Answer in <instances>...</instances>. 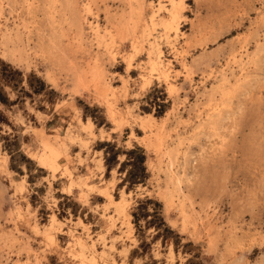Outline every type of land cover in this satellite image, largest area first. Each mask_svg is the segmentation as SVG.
I'll return each mask as SVG.
<instances>
[{"label": "rangeland", "instance_id": "obj_1", "mask_svg": "<svg viewBox=\"0 0 264 264\" xmlns=\"http://www.w3.org/2000/svg\"><path fill=\"white\" fill-rule=\"evenodd\" d=\"M69 1L90 7L81 34L50 0H0V59L54 92L3 110L0 264H264V0H174L179 34L153 56L165 75L144 86L104 35L123 0ZM171 3L130 2L158 20ZM133 147L147 176L127 189L124 156L105 158Z\"/></svg>", "mask_w": 264, "mask_h": 264}, {"label": "bare ground", "instance_id": "obj_2", "mask_svg": "<svg viewBox=\"0 0 264 264\" xmlns=\"http://www.w3.org/2000/svg\"><path fill=\"white\" fill-rule=\"evenodd\" d=\"M131 1L132 0H123L126 7L125 13L123 12L122 15L116 18V23L115 25L113 24L114 26L104 30V35L107 36L108 43L113 48V50H119L121 49V47L123 48L125 45H128V48L132 51V53L130 56L122 58V62L126 66L125 68L127 73H132L134 70H137L139 72L141 82L144 86L149 84L152 78L159 79V75H163L164 77L165 72L160 70V67L158 65L159 63H157L153 58L154 55L159 54L160 50L158 48L157 40L158 38H161L162 42H164L165 45H170V39L172 38V36L177 37L179 34L178 20L181 18V14H179L180 12L177 11L173 0L168 17H162V19L159 20L156 19L158 18V12L162 9L161 7H159L157 11L151 13L150 17L146 19L142 15L141 10H134L133 8H131ZM49 7L50 10L55 14L58 10L60 14L64 12V14L67 16L66 20L68 21L70 27H72L73 30L79 34H81L83 31L82 21H84L88 15L92 16L89 6L84 5L81 9H77L73 1L69 0H65L63 4L61 2H58L57 0H50ZM87 26L91 31V34L95 41L102 40L103 37L99 36L100 34L98 32L97 25H91L90 23H88ZM156 26L159 27L158 31ZM1 42L4 47L17 46L18 43L20 44V35L17 33L11 34L7 31H4L3 33H1ZM143 56H146V59L148 60L146 65L143 64V62L140 60V58H142ZM101 76L102 75L96 71H93L91 74V78L97 87L101 85ZM171 90H169V92H171ZM66 132H68V130ZM71 135L72 134H68L67 138L69 139V141L74 140L73 142H75L76 138H74L73 135V137H71ZM59 158L60 153H57V151H53L51 155H45L44 157H42L41 162L53 167V162H55ZM83 246L81 245V254L84 253L85 247Z\"/></svg>", "mask_w": 264, "mask_h": 264}, {"label": "trees", "instance_id": "obj_3", "mask_svg": "<svg viewBox=\"0 0 264 264\" xmlns=\"http://www.w3.org/2000/svg\"><path fill=\"white\" fill-rule=\"evenodd\" d=\"M45 83L35 76L33 73L23 75L20 71L13 68L10 64L0 59V124H7L5 117L3 116V110H10L13 106H21L27 99L32 100L33 96H42V101L50 102L53 98L54 92ZM162 108L163 105L158 106ZM38 110H42V106H37ZM103 145L109 146L113 149V146L108 142H98ZM17 154L19 161H27L21 153L15 151L11 153L10 161H13V155ZM108 155V152H104ZM123 155L124 159L119 163L118 172L125 171V175L121 180V185L126 184V188H131L135 184H143L146 179L145 168L143 166L145 155L144 151L139 147H133L129 150L120 151L118 149L111 152L110 156L105 158V166L108 169L107 162L115 160L117 155ZM117 162V161H116ZM10 168L12 166L9 165ZM148 200L140 202L145 204ZM134 223L136 217L133 214ZM157 226V225H156ZM160 226L165 227L162 220H158V229ZM165 230L167 228H164ZM167 231V230H166Z\"/></svg>", "mask_w": 264, "mask_h": 264}]
</instances>
